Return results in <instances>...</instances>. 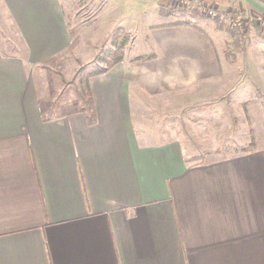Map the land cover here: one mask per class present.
Listing matches in <instances>:
<instances>
[{"label":"crops","instance_id":"obj_1","mask_svg":"<svg viewBox=\"0 0 264 264\" xmlns=\"http://www.w3.org/2000/svg\"><path fill=\"white\" fill-rule=\"evenodd\" d=\"M208 1L241 11L264 53V0ZM0 3L24 47L13 56L0 49V264H264L263 145L195 161L178 139L147 140L132 117L137 66L124 59L89 80L92 120L84 112L42 119L26 66L69 45L62 2ZM160 4L169 6L133 4L141 12L131 22L157 49L139 54L149 57L147 81L185 66L182 47H199L205 28L175 24L180 13L163 17ZM205 55L202 69L216 72V57Z\"/></svg>","mask_w":264,"mask_h":264},{"label":"rangeland","instance_id":"obj_2","mask_svg":"<svg viewBox=\"0 0 264 264\" xmlns=\"http://www.w3.org/2000/svg\"><path fill=\"white\" fill-rule=\"evenodd\" d=\"M121 1L123 4L113 7L109 0H61L76 44L52 54L57 55L52 61H44L48 56L26 66L34 88L41 92L37 98L49 95L48 80H51L53 114H59L61 106L74 99L88 107L83 79L87 73L105 65L104 52L111 50L113 43L127 37L123 59L137 66L129 74L137 82L130 91L136 102L132 117L139 134L147 140L178 139L185 154L195 161L222 156L232 150H246L253 136L252 147L264 146V53L260 45L251 43L250 36L257 31L247 35V27L245 32H240L223 19L201 15L191 7V11L181 8L172 20L196 22L195 26H202L201 21H205L200 46H196V40L193 45H184L185 66H176L174 70L170 65L166 73L154 71L156 77L152 74L147 81L145 77L151 74L144 70L147 58L139 54L154 53L157 49L148 38V30L142 31L139 23L131 22V19L139 20L141 9L133 5L134 0ZM113 8L120 10L119 17H114ZM7 21L0 3V49L9 56L20 55L24 50L22 41L13 24ZM263 34L260 35L264 40ZM195 46L197 56L192 53ZM206 51L216 57V72L202 69L204 65L199 60H207ZM176 58L181 60L182 56L172 57ZM142 80L146 82L141 86Z\"/></svg>","mask_w":264,"mask_h":264},{"label":"trees","instance_id":"obj_3","mask_svg":"<svg viewBox=\"0 0 264 264\" xmlns=\"http://www.w3.org/2000/svg\"><path fill=\"white\" fill-rule=\"evenodd\" d=\"M181 8L180 7H170V6H164L161 5L160 6V13L162 15H164L165 17L168 16H175L176 12H178ZM178 10V11H177ZM183 10L186 11H191L190 8H184ZM182 11V10H181ZM195 12V11H193ZM197 13V12H196ZM179 24L178 21L175 22V24ZM69 24V23H68ZM69 32H70V43L68 45V49L73 47L76 44V40H75V36H74V32L72 31V29L68 28ZM2 37L1 33H0V38ZM127 40V37H124L123 39H121V41L118 44H114L113 43V48L109 51L104 52V60L105 65L102 68H97L94 71H91L89 73H87V75L85 76L84 80V88L86 90V94H87V98H86V103L88 107H83L79 104V102L74 99L72 101H69L67 103H65V105L61 106L60 108V113L58 115L62 116V115H67V114H71V113H75V112H84L86 113V115L88 116L87 119L92 120L93 117V100H92V93H91V89H90V85H89V79L92 76L95 75H99V74H104L105 72H107L113 65H115L116 63L120 62L123 57H124V51H123V46L125 44ZM142 56V55H140ZM57 57V55H52L50 57H48L47 59H45V62H49L54 60ZM145 58H149L147 56H144ZM106 58V59H105ZM48 91H49V95L48 96H43V97H38L37 98V104H38V108L40 110L42 119L46 120L49 119L52 114H53V105H54V95H53V87L51 84V80H48ZM252 138V142L250 144V147L247 148L248 150L251 149V147L255 144V138L254 136L251 137Z\"/></svg>","mask_w":264,"mask_h":264},{"label":"built area","instance_id":"obj_4","mask_svg":"<svg viewBox=\"0 0 264 264\" xmlns=\"http://www.w3.org/2000/svg\"><path fill=\"white\" fill-rule=\"evenodd\" d=\"M170 7L190 8L195 9L201 15L223 19L233 28H236L240 32H245L247 21L245 15L238 10L234 9H220L217 5L211 3L208 0H168ZM258 25L262 31H264V18L258 20Z\"/></svg>","mask_w":264,"mask_h":264}]
</instances>
